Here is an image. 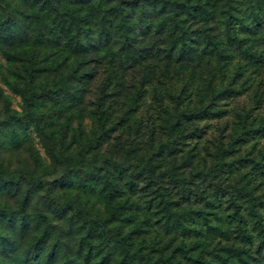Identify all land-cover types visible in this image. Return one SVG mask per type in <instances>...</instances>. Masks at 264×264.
Instances as JSON below:
<instances>
[{
    "label": "rangeland",
    "instance_id": "374dc122",
    "mask_svg": "<svg viewBox=\"0 0 264 264\" xmlns=\"http://www.w3.org/2000/svg\"><path fill=\"white\" fill-rule=\"evenodd\" d=\"M51 19L52 14L21 0H0V264H117L118 233L131 245L127 264H264V250L256 244L245 256L244 251L232 250L230 255L225 250L219 255L226 259L212 257V236L201 225L206 221L199 210L213 190L209 178H200L204 165L219 180L240 176L264 188V131L244 132L234 117L249 106L247 125L264 124V106L257 110L255 101L261 86L252 71L245 72L250 78L244 86H237L245 94L220 106L229 111L227 116L186 122L167 131L157 120V110L167 108L176 115L180 108L149 99L151 86L147 95L141 82L145 62L126 71L123 85H118L123 89L119 98L110 94L102 106L92 105L109 67L103 63L87 82L80 123L70 108L74 99H69L78 84L67 82L70 68L58 66L63 51L47 40ZM38 65L41 71L32 67ZM259 72L264 90V71ZM199 76L205 71H198ZM252 80L255 83L249 85ZM134 81L140 92L129 86ZM133 93L144 94L137 108L122 117ZM96 110L106 118L104 130L94 118ZM86 139L100 146L80 163L79 148ZM168 143L175 150L167 148ZM225 147L226 152L217 150ZM211 157L216 159L214 166ZM170 166L195 174L190 194H178L180 187L162 174ZM74 179L95 182L102 194L84 198L81 191L68 188ZM164 191L173 202H163ZM71 197L91 206V223L83 232L66 212ZM217 198L215 211L227 213L222 211L228 207L226 194L221 190ZM168 207L177 213L170 215ZM92 232L95 247L88 252Z\"/></svg>",
    "mask_w": 264,
    "mask_h": 264
},
{
    "label": "trees",
    "instance_id": "16d2710c",
    "mask_svg": "<svg viewBox=\"0 0 264 264\" xmlns=\"http://www.w3.org/2000/svg\"><path fill=\"white\" fill-rule=\"evenodd\" d=\"M21 1L35 6L40 13L52 14V33L47 40L58 51H63L64 57L58 66L70 68L71 72L66 76L67 82L78 84L77 89L70 92L69 99H74L70 108L79 115L80 123L86 109L83 103L84 96L88 93L87 82L96 75L95 68L104 67L103 63L109 67L92 105L102 106L110 94L111 97L119 98L123 89L118 85H123L126 71L145 62L146 71L141 74V82L146 85L144 92L151 86L149 93L152 97L149 99L159 105L180 108L176 115H171L167 108L157 110V120L162 121V126L167 131L178 129L186 122L227 116L229 111H224L220 106H226L245 94L237 86L243 87L250 78L244 77L247 76L246 71H252L257 85L261 86L260 95L255 96V101L258 102L256 109L260 110L264 106V90L261 81H258V77H261L259 71H264V0ZM90 65L93 67L86 69ZM32 67L38 71L43 69L39 65ZM198 71H205V76L198 77ZM227 71L232 72L226 74ZM200 80H203V86L199 85ZM133 83L129 86L134 88L135 93L140 92L141 89L138 90L135 86L136 81ZM254 83L252 80L249 85ZM143 88L144 86L142 90ZM135 93L133 100L128 102L126 108L123 107L125 110L122 117L130 113V109L137 108V101L142 93ZM146 93L148 95V91ZM248 107H241L242 112L235 114L238 126L247 133L264 131V124H261L263 121L259 122L260 125H247ZM93 114L104 130L103 126L107 121L102 112L96 110ZM116 125L110 128L113 129ZM197 131L195 128L193 133ZM94 144L95 141L89 139L80 144V163L85 162L94 147L100 146L99 143ZM167 145L172 150L176 148L172 143ZM219 149L226 152L227 147L217 150ZM213 158L211 166L216 162ZM199 172L203 174L200 178L211 180L214 190L212 196L207 193L204 198L206 207L199 209L202 219L206 221L201 225L212 236L208 239L212 257H218L225 250L230 255L232 250L244 251L245 256L246 250L255 244L259 251H263L264 188L251 185L248 180H243L245 177L240 176L219 180L210 168L205 169V165ZM162 174L176 187H180L178 194H187V191L190 194L195 174L180 171L176 166L165 168ZM76 180L70 181L68 188L81 191L84 198L98 192L99 196L102 194L103 189L97 191L95 182L85 179L80 183ZM221 190L227 196L226 201H229L227 211L222 210L227 213L222 215L215 211L214 202L215 199L218 200ZM160 196L163 202H173L166 191L160 193ZM66 210L70 220L76 219L80 224V232H83L85 226H90L91 206L88 203L71 197ZM167 210L170 215L177 213L171 207ZM197 232L202 237L200 229ZM93 235L92 232L88 252L95 247ZM116 242L121 246L117 264H127L131 245L126 243L125 237L120 233ZM109 254L110 252L105 253L102 260ZM219 256L226 259L225 254Z\"/></svg>",
    "mask_w": 264,
    "mask_h": 264
}]
</instances>
